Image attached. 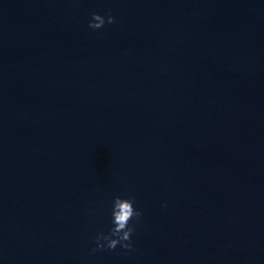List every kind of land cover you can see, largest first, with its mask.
I'll use <instances>...</instances> for the list:
<instances>
[{
    "label": "water",
    "instance_id": "95a60500",
    "mask_svg": "<svg viewBox=\"0 0 264 264\" xmlns=\"http://www.w3.org/2000/svg\"><path fill=\"white\" fill-rule=\"evenodd\" d=\"M0 264H264V0H0Z\"/></svg>",
    "mask_w": 264,
    "mask_h": 264
},
{
    "label": "clouds",
    "instance_id": "9594fccd",
    "mask_svg": "<svg viewBox=\"0 0 264 264\" xmlns=\"http://www.w3.org/2000/svg\"><path fill=\"white\" fill-rule=\"evenodd\" d=\"M113 21L114 17L110 10H106L103 14L92 12L87 26L92 30H97ZM166 207L162 205V209L166 210ZM106 216L107 222L104 228L95 231L90 236V241L94 245L90 248V253L97 250L112 251L117 247L125 252L131 250L133 248L132 234L135 225L142 217V211L135 197L128 193L113 195L106 205Z\"/></svg>",
    "mask_w": 264,
    "mask_h": 264
}]
</instances>
